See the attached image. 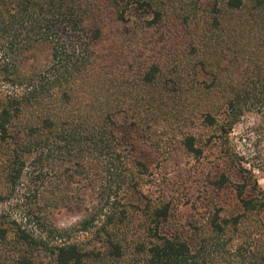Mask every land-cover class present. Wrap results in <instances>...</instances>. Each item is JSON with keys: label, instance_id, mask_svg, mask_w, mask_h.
<instances>
[{"label": "rangeland", "instance_id": "obj_1", "mask_svg": "<svg viewBox=\"0 0 264 264\" xmlns=\"http://www.w3.org/2000/svg\"><path fill=\"white\" fill-rule=\"evenodd\" d=\"M80 1L87 27L101 29L92 43L101 80L91 91H126L131 101L115 130L130 147L134 167L127 173L137 184L121 190L120 205L110 208L99 181L75 174V150L68 153L51 134H27L39 115L26 109L0 138V227L8 231L0 264H19L21 256L56 264L53 249L67 243L96 253L82 264H145L141 247L156 235L208 237L213 218L235 216L237 228L228 233L263 253L264 101L245 104L228 133L222 128L230 119V83L264 68V0H243L240 11L227 0ZM47 2L0 0V106L26 96L32 80L43 84L51 50L38 26ZM151 70L157 74L146 83ZM51 93L48 100L57 103V91ZM187 136L200 155L186 150ZM39 138L48 139L42 148L30 145ZM243 199L256 208L245 209ZM162 209L166 216L157 215ZM84 220L88 229L79 230ZM107 233L121 246L119 256L104 247Z\"/></svg>", "mask_w": 264, "mask_h": 264}, {"label": "trees", "instance_id": "obj_2", "mask_svg": "<svg viewBox=\"0 0 264 264\" xmlns=\"http://www.w3.org/2000/svg\"><path fill=\"white\" fill-rule=\"evenodd\" d=\"M226 4L230 10L240 11L243 0H227ZM84 12L80 0H48L38 26L39 40L51 50L49 66L42 77L43 84L37 87L32 80L29 83L32 89L26 96L0 106V138H8V126L18 114L28 108H38L39 123L29 126L27 134L31 137L51 134L69 147L68 153L75 150L74 156L80 159L76 166L81 168L75 174L91 175L92 184L99 181L102 199L110 208H115L121 202L119 192L134 189L137 184L127 173L134 167L130 147L115 130L116 118L132 105L126 91H91L92 84L101 80L94 66L95 53L92 50V43L101 36V29L88 28ZM215 21L219 23L218 19ZM156 74L151 70L142 79L151 83ZM230 88L232 96L227 103L230 119L225 122L226 126L223 124L224 133H228L238 120L245 104L263 103L264 68L259 67L253 78L231 82ZM53 89L58 93L57 103L48 100ZM204 121L213 124L214 118L206 114ZM47 140L39 138L30 145L42 148ZM183 143L188 152L201 154L192 136L184 138ZM85 159L88 165L83 169L82 160ZM242 204L247 210L257 206L252 199H243ZM166 213L165 209L157 211L161 216H166ZM107 219L108 224L113 222L112 211L107 214ZM238 223L236 216L215 217L209 222L208 237L156 235L155 240L141 247L146 253L145 264H264V252L258 254L250 241H241L228 233L234 231ZM89 224V220H84L79 230H87ZM7 235L6 228L0 227V243L6 240ZM20 238L25 243H36L27 235ZM103 244L113 256L121 254V246L110 234L107 233ZM53 250L56 264H82L86 257L96 256L77 243L58 245ZM17 262L30 264L26 256L19 257ZM103 264L115 263L106 261Z\"/></svg>", "mask_w": 264, "mask_h": 264}]
</instances>
